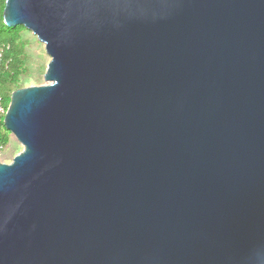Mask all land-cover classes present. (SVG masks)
<instances>
[{"label": "water", "instance_id": "obj_1", "mask_svg": "<svg viewBox=\"0 0 264 264\" xmlns=\"http://www.w3.org/2000/svg\"><path fill=\"white\" fill-rule=\"evenodd\" d=\"M51 58L15 91L0 264H264V0H7Z\"/></svg>", "mask_w": 264, "mask_h": 264}, {"label": "trees", "instance_id": "obj_2", "mask_svg": "<svg viewBox=\"0 0 264 264\" xmlns=\"http://www.w3.org/2000/svg\"><path fill=\"white\" fill-rule=\"evenodd\" d=\"M7 0H0V47H3V65L0 70V97L7 112L12 94L21 89V78L27 73L24 57V46L21 33L24 27L8 28L4 23V9ZM5 115L0 118L3 124ZM4 148L8 145V136L0 134Z\"/></svg>", "mask_w": 264, "mask_h": 264}, {"label": "rangeland", "instance_id": "obj_3", "mask_svg": "<svg viewBox=\"0 0 264 264\" xmlns=\"http://www.w3.org/2000/svg\"><path fill=\"white\" fill-rule=\"evenodd\" d=\"M21 38L24 46L25 66L27 69L26 75L21 78V89L44 85V74L51 61V58L46 52L45 45L27 29L21 33ZM0 134L8 136V145L0 153V163L10 164L14 157L22 151V146L17 142L12 133L6 130L4 123L0 124Z\"/></svg>", "mask_w": 264, "mask_h": 264}, {"label": "built area", "instance_id": "obj_4", "mask_svg": "<svg viewBox=\"0 0 264 264\" xmlns=\"http://www.w3.org/2000/svg\"><path fill=\"white\" fill-rule=\"evenodd\" d=\"M3 50L4 48L3 47H0V70L2 68V65H3ZM6 111H5V108L3 107L2 105V100H1V97H0V118L5 115L6 116ZM4 150V147L3 145L1 144L0 142V153Z\"/></svg>", "mask_w": 264, "mask_h": 264}]
</instances>
